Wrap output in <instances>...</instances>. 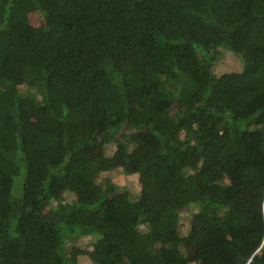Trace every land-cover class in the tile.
<instances>
[{"label":"trees","instance_id":"obj_1","mask_svg":"<svg viewBox=\"0 0 264 264\" xmlns=\"http://www.w3.org/2000/svg\"><path fill=\"white\" fill-rule=\"evenodd\" d=\"M82 257L264 264V0H0V264Z\"/></svg>","mask_w":264,"mask_h":264},{"label":"rangeland","instance_id":"obj_2","mask_svg":"<svg viewBox=\"0 0 264 264\" xmlns=\"http://www.w3.org/2000/svg\"><path fill=\"white\" fill-rule=\"evenodd\" d=\"M31 22L35 25H39L42 21H41V17L38 14H32L31 15ZM132 61V59L129 56H123L120 59V63H122L123 65L128 64ZM141 62H137V63H133V65L135 64H140ZM122 65V66H123ZM117 67L119 69H123L118 63H117ZM242 68V61L241 59L236 56L233 52L229 51V50H224L220 59L218 61H216L213 65V70L215 73H217L218 75L224 74V73H228V72H238L240 71ZM33 115L30 112L24 120L26 119H30L32 118ZM115 150V146L114 145H109L106 149L107 154H112L113 151ZM102 147H97L95 150H93L91 152L92 157L97 161L100 159V157L102 156ZM107 175L112 178L115 182L119 183L121 186H125L128 187L129 189L132 190V192L137 193V191H139L141 189V183L139 180V176L138 175H134V176H127L125 175L122 171L120 170H115L113 172H108ZM195 212V211H193ZM185 215H182V223H181V227L184 231H186L189 227V222L187 221V216H189V213H192V210L190 212H184ZM84 246H89V238H85L82 241ZM78 264H90L88 258H81V262Z\"/></svg>","mask_w":264,"mask_h":264}]
</instances>
